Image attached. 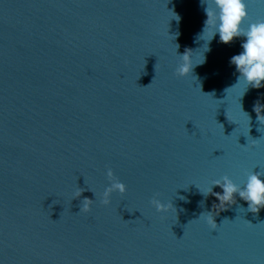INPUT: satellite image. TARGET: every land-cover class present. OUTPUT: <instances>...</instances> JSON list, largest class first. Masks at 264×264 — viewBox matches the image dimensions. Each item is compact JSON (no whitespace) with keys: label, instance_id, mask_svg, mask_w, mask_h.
Returning <instances> with one entry per match:
<instances>
[{"label":"water","instance_id":"obj_1","mask_svg":"<svg viewBox=\"0 0 264 264\" xmlns=\"http://www.w3.org/2000/svg\"><path fill=\"white\" fill-rule=\"evenodd\" d=\"M206 18L200 0H0V264H264V208L236 194L216 229L198 219L219 201L195 184L264 170V87L228 89L242 38L175 73V44L203 59ZM109 168L127 192L104 205Z\"/></svg>","mask_w":264,"mask_h":264},{"label":"clouds","instance_id":"obj_2","mask_svg":"<svg viewBox=\"0 0 264 264\" xmlns=\"http://www.w3.org/2000/svg\"><path fill=\"white\" fill-rule=\"evenodd\" d=\"M260 2L264 3V0H260ZM200 3L207 17L204 21L202 32L198 36V39L205 41L201 48L203 49V59L199 63H196L194 60L195 54L191 49H186L183 54H178L177 50L179 45L175 44V53L179 57L178 66L175 68L176 75L180 77L189 76L196 65L204 63L206 59L204 53L210 50L209 44L218 34L219 41L224 44H230L234 39L242 38L240 43L241 51L231 56L229 60V63L235 66L236 72L239 73V75L237 76L236 83L228 89L234 88L243 82L246 87L240 94L241 98L249 87L256 89L264 87V19L253 21L250 18L246 0H200ZM173 18L177 21L180 19L179 15L176 13ZM178 35L179 33L177 32L170 36L172 40H174ZM240 110L247 118L248 136L252 118L243 110L241 103ZM253 111L256 113V119L260 125L258 131L262 132L261 127L264 126V104L257 101L253 106ZM228 120L237 123L235 120H230L229 118ZM107 176L110 183L104 188L100 198V203L104 205H109L111 203V196L114 192L120 194L127 192V185L115 177L111 168L108 169ZM195 185L205 198L211 194L219 201L218 204L213 205V211L202 212L198 218L206 220L207 224L210 225L212 229L217 228L215 216L218 215L221 210L236 203V194L247 202L246 211L258 214L261 208H264V170L260 169L259 171L251 170L246 172V179L242 183H236L229 175H223L220 178L212 180L208 185ZM214 186H219L222 192H214ZM83 191H85V189L77 187L74 198L80 197ZM94 194L96 196L95 192ZM181 199H185V197H181ZM94 202L95 200L85 197L81 201L80 211H91ZM151 203L158 211H175L176 213V209L173 207L171 201L165 203L153 197ZM217 205L222 207L216 215H213ZM240 209L243 208L238 206L237 211Z\"/></svg>","mask_w":264,"mask_h":264}]
</instances>
